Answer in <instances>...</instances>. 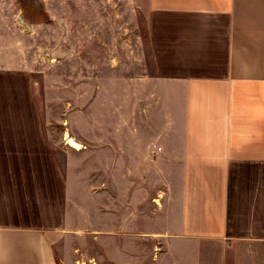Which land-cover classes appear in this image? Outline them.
Returning <instances> with one entry per match:
<instances>
[{"label": "crops", "instance_id": "crops-1", "mask_svg": "<svg viewBox=\"0 0 264 264\" xmlns=\"http://www.w3.org/2000/svg\"><path fill=\"white\" fill-rule=\"evenodd\" d=\"M128 1L141 56L74 53L61 136L0 15V264H264V0Z\"/></svg>", "mask_w": 264, "mask_h": 264}, {"label": "rangeland", "instance_id": "rangeland-1", "mask_svg": "<svg viewBox=\"0 0 264 264\" xmlns=\"http://www.w3.org/2000/svg\"><path fill=\"white\" fill-rule=\"evenodd\" d=\"M0 15L19 22L36 100L53 136H61L70 125L74 53L85 52L96 64L104 60L106 68L113 62L121 64L125 71L132 65L131 58L143 51V25L128 0H0ZM130 43L138 45L131 50ZM65 135L70 134L64 131L66 143ZM88 262L96 263L93 258Z\"/></svg>", "mask_w": 264, "mask_h": 264}, {"label": "bare ground", "instance_id": "bare-ground-1", "mask_svg": "<svg viewBox=\"0 0 264 264\" xmlns=\"http://www.w3.org/2000/svg\"><path fill=\"white\" fill-rule=\"evenodd\" d=\"M65 140L69 146L79 147V144L70 135H65Z\"/></svg>", "mask_w": 264, "mask_h": 264}, {"label": "built area", "instance_id": "built-area-1", "mask_svg": "<svg viewBox=\"0 0 264 264\" xmlns=\"http://www.w3.org/2000/svg\"><path fill=\"white\" fill-rule=\"evenodd\" d=\"M83 264V263H82ZM88 264H92L91 262H88Z\"/></svg>", "mask_w": 264, "mask_h": 264}]
</instances>
